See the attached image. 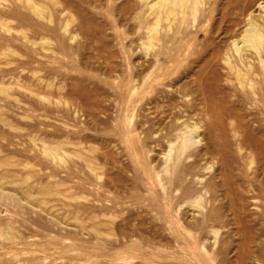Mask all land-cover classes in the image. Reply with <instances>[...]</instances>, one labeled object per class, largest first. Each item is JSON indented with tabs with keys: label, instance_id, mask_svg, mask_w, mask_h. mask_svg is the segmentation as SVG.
Here are the masks:
<instances>
[{
	"label": "rangeland",
	"instance_id": "1",
	"mask_svg": "<svg viewBox=\"0 0 264 264\" xmlns=\"http://www.w3.org/2000/svg\"><path fill=\"white\" fill-rule=\"evenodd\" d=\"M34 1L0 0V264H264V0L149 47L154 0Z\"/></svg>",
	"mask_w": 264,
	"mask_h": 264
},
{
	"label": "bare ground",
	"instance_id": "2",
	"mask_svg": "<svg viewBox=\"0 0 264 264\" xmlns=\"http://www.w3.org/2000/svg\"><path fill=\"white\" fill-rule=\"evenodd\" d=\"M26 1L28 2L30 8L35 12L40 13L42 11L40 3H36L34 0ZM200 4L201 0H154L151 4H149V8L152 9L154 6H158V10L156 12L153 25L149 27L148 40L146 41L145 46H151V40L157 39L156 26L158 25V21L162 13L165 14V20H168V15L172 16V20H175V16L179 15L182 20L185 18L187 12L190 11L193 20H195L199 9L198 6ZM232 44L235 51L239 55L243 51L244 47L251 48L259 53L260 46L264 44V34L254 21L248 20L242 34L239 38L233 39ZM197 130L198 127L196 125L183 124V128L177 135L176 142L173 141L168 143L167 151L164 154L165 163L170 160L173 149L175 158L179 159L183 154L185 155L188 152L189 148H191L193 144L199 141L200 136L198 135ZM50 154L55 155L56 151H50ZM200 199L201 197H197L193 200V202L197 203Z\"/></svg>",
	"mask_w": 264,
	"mask_h": 264
}]
</instances>
